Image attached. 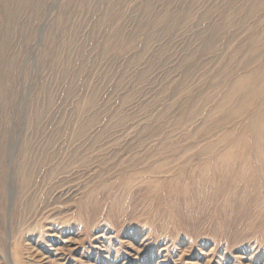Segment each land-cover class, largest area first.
Here are the masks:
<instances>
[{"label": "rangeland", "instance_id": "obj_1", "mask_svg": "<svg viewBox=\"0 0 264 264\" xmlns=\"http://www.w3.org/2000/svg\"><path fill=\"white\" fill-rule=\"evenodd\" d=\"M263 67L264 0H0V264H264Z\"/></svg>", "mask_w": 264, "mask_h": 264}, {"label": "bare ground", "instance_id": "obj_2", "mask_svg": "<svg viewBox=\"0 0 264 264\" xmlns=\"http://www.w3.org/2000/svg\"><path fill=\"white\" fill-rule=\"evenodd\" d=\"M262 71L264 73V67H263ZM247 73H250L248 78L252 79V81L254 83L258 82V78L260 77L259 71L253 69V70H249ZM244 75L245 74H242L240 76L236 75L237 77L235 76L236 78L233 80L232 84L229 86V89H228L226 95L223 96L217 102L216 110L219 109V110H217L218 112L220 110L222 111V115L219 117L220 119H222V120H225L226 118L230 119L233 117V115L240 114V112L242 110H244V108L247 107L249 102L253 101L254 98H256L258 96V94L260 92V90L258 88H252L251 90L246 88V84L249 82H246L247 78ZM235 95H240V98H241V99H239V103H238L236 110L235 109L234 110L229 109L226 111V107H227L228 102L230 100H232ZM215 113H216L215 111H210L207 114V117L211 120H214L216 118ZM190 116H192V115H190ZM219 118H218V120H220ZM250 128H251L252 132L257 134V136H260L261 141L257 138V145H256L257 148L255 150V152L257 151V154H260V152H262V150L264 149V145H262L264 143V132L262 129L261 130L259 129V126H252ZM210 134H211V128L210 127L201 130L202 137L206 136V138H204L203 140H208L207 135H210ZM220 139H223V140L228 139L227 134L223 133L222 136L220 137ZM241 139L247 141L246 136H243ZM203 142H205V141H201L200 143H196L193 146L189 145L190 147L184 146L182 148L183 150L181 152H178V153H177L175 148L167 147L166 151L170 153V154H168V156L164 155V156L159 157L158 154L152 152V153L147 154V157L144 156V158H142V159L141 158L140 159H133L131 165L128 166L131 169L130 173L132 172L135 175L147 177V175H149V174L152 175V174L160 173V171L167 169L168 167H172L173 172H175V171L181 172V171L188 170V169H195L196 167L201 165V163L202 164L203 163H205V164L210 163L211 157L209 156V153L211 152L213 145L211 142L207 143V144H204ZM234 147L237 148L236 146H234ZM245 147H247V146H245ZM245 147H243V149L246 151L247 148H245ZM194 149H196V150L199 149L198 153H200V155H202L201 156L202 159H201V157L199 158V159H201L200 163L198 162L197 164L193 163L194 158H193L192 153H193ZM234 149L232 147V150H230L228 152L229 156L232 157V155H231L232 152L237 151ZM244 154H246V153L243 151V156H244ZM259 156H263V152ZM153 159L157 160V161H154ZM227 159H228V166H230L231 165L230 158L228 157ZM258 159L260 160V159H262V157H258ZM149 160H153V163H152L153 168L152 169L147 170V169L138 168L142 164H146V162ZM222 166H225V165H222ZM1 168L2 167L0 166V198H1L0 203L2 205L5 198H6L5 193L7 192V188H6V184H5L6 172L3 168L2 169ZM25 171H27V174L21 176L22 177V179H21L22 180V184H21L22 195H27V193L30 189L31 183L36 181V177L34 176V173L32 172V170L25 169ZM25 171H24V173H25ZM112 184L114 185L115 182ZM105 185H107V183ZM109 191H111V188ZM18 194H19V192H18ZM37 199H39V198H37Z\"/></svg>", "mask_w": 264, "mask_h": 264}]
</instances>
